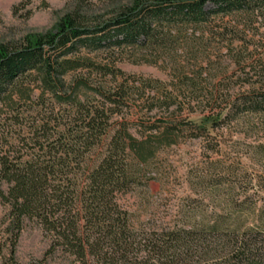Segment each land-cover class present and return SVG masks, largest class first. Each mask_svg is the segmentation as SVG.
I'll return each instance as SVG.
<instances>
[{
	"label": "trees",
	"instance_id": "obj_1",
	"mask_svg": "<svg viewBox=\"0 0 264 264\" xmlns=\"http://www.w3.org/2000/svg\"><path fill=\"white\" fill-rule=\"evenodd\" d=\"M126 50L140 53L134 63L165 65L172 81L82 55ZM214 56L225 58L219 69ZM249 118L263 135L264 0H134L101 23L65 15L52 33L0 45L10 257L30 222L49 243L40 263L61 253L67 264H264V230H241L231 214L152 229L117 203L148 193L161 152L212 140L229 125L253 126Z\"/></svg>",
	"mask_w": 264,
	"mask_h": 264
},
{
	"label": "rangeland",
	"instance_id": "obj_2",
	"mask_svg": "<svg viewBox=\"0 0 264 264\" xmlns=\"http://www.w3.org/2000/svg\"><path fill=\"white\" fill-rule=\"evenodd\" d=\"M133 1L0 0V45L19 46L52 33L65 15H75L89 25L101 23ZM210 45V48L221 47L213 41ZM259 50L253 55L257 56ZM82 55L99 63H112L127 75L163 83L172 81L173 75L165 65L134 63L140 60V53L135 51ZM223 60L218 61L214 56L215 68L223 66ZM229 72L239 75L237 69L230 68ZM139 109L140 104L133 105L132 112ZM249 120L253 126L229 125L219 130L212 140H186L161 152L150 175L155 181L149 183L148 193L140 189L118 195L117 203L128 212L134 224L152 229L182 222L211 221L231 214L232 224L241 230L263 231L264 154L259 147L264 146V134L256 129L258 119ZM209 173L214 174L213 182L203 184L200 178ZM6 213L7 208L0 203V264H67L66 256L61 253L40 263L49 243L30 222L24 224L14 255L10 257L2 225Z\"/></svg>",
	"mask_w": 264,
	"mask_h": 264
}]
</instances>
